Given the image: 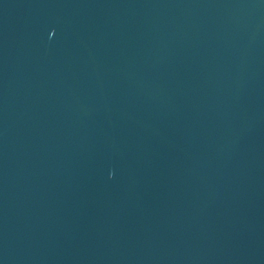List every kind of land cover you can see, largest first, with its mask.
Returning a JSON list of instances; mask_svg holds the SVG:
<instances>
[{
    "label": "water",
    "instance_id": "obj_1",
    "mask_svg": "<svg viewBox=\"0 0 264 264\" xmlns=\"http://www.w3.org/2000/svg\"><path fill=\"white\" fill-rule=\"evenodd\" d=\"M0 264H264V0H0Z\"/></svg>",
    "mask_w": 264,
    "mask_h": 264
}]
</instances>
